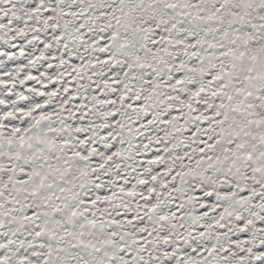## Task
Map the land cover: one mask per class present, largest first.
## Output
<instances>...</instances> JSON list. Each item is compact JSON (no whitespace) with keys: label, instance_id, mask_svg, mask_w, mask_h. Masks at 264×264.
Returning <instances> with one entry per match:
<instances>
[{"label":"snow or ice","instance_id":"snow-or-ice-1","mask_svg":"<svg viewBox=\"0 0 264 264\" xmlns=\"http://www.w3.org/2000/svg\"><path fill=\"white\" fill-rule=\"evenodd\" d=\"M0 264H264V0H0Z\"/></svg>","mask_w":264,"mask_h":264}]
</instances>
